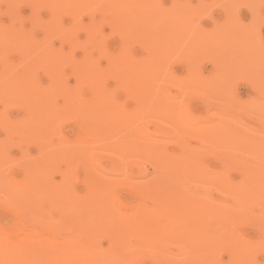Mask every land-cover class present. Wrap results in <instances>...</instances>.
<instances>
[{"label":"rangeland","instance_id":"obj_1","mask_svg":"<svg viewBox=\"0 0 264 264\" xmlns=\"http://www.w3.org/2000/svg\"><path fill=\"white\" fill-rule=\"evenodd\" d=\"M52 2L0 0V24H22L37 38H43L46 28L35 20L49 19ZM156 4L152 12L133 5L120 12L95 3L83 5L75 12L63 10L60 13L63 26L77 22L81 27L74 33L50 32L47 39L48 46L74 54V60L92 55L104 72L111 65L108 52L119 50L123 34L136 58L154 53L151 42L161 32V25L146 21V14L166 18L176 5V22L168 26L176 32V56L166 57L165 74L158 88L160 93L168 89L176 96V123L170 120V114L163 113L148 117L146 112L144 121L155 133L153 136L158 130L176 129V135L168 142L169 151L182 150L195 163L191 167L185 164L174 172L151 158H142L144 162L141 159L138 163L135 154L123 155L122 163L133 178L129 185L116 188L110 202L127 224L116 225L105 216L86 219L83 228L90 229L92 238L105 249L111 235L121 234L126 248L133 252L134 264H264V0H156ZM92 21L97 22L98 38L105 43L106 50L89 38L88 25ZM17 57L18 51L5 52L0 42V64ZM63 71L70 87L78 83V73L71 64H66ZM34 77L40 84L49 81V74L41 68ZM102 77L106 90L123 101L127 109L136 106L137 99L126 95L127 88L117 82L115 73L107 72ZM85 89L84 95L92 94ZM74 99L58 96L56 108L73 107ZM20 104H9L6 116H24L28 110ZM3 107L4 100L0 97V109ZM85 132L80 122L65 117L47 144L32 139L0 142L3 144L0 154L5 155L3 159L0 157L3 240L22 238L21 231L10 229L14 221L48 235L70 233L69 229L50 221H37L27 213L38 201L20 197L12 182L13 177H22L28 171V163L38 154L51 149L68 150L48 164L50 186H41L40 203L52 214L63 210L74 222L86 218L84 208L71 202L65 206L62 198L53 197L46 187L71 190L73 194L68 197L72 200L89 189L88 176L92 170L108 180L123 177L125 173L113 174L119 169L115 148L107 139L81 143V134ZM5 135L6 128L0 125V140ZM82 147L87 149L86 155ZM83 156H88V162L82 161ZM99 157L101 166L93 165L92 159ZM70 170L72 175L66 182L63 174ZM152 176L158 177L157 186L163 189L162 201L176 206L178 217L185 220L192 236L152 237L154 226L144 221L134 224L133 220L138 218L132 207L138 203L139 194L132 188ZM133 180L138 184L132 183ZM147 203L154 205L152 200Z\"/></svg>","mask_w":264,"mask_h":264},{"label":"bare ground","instance_id":"obj_2","mask_svg":"<svg viewBox=\"0 0 264 264\" xmlns=\"http://www.w3.org/2000/svg\"><path fill=\"white\" fill-rule=\"evenodd\" d=\"M52 1L54 2H52L53 12L49 19L35 20V23H41L46 28V35L43 38H37L29 28L22 24H0V42L4 51L14 49L19 53V57L0 64V97L4 100V107L0 109V125L6 128V135L0 142L7 144L32 139L47 144L50 136L60 126L62 118L71 117L86 129V132L81 134V143L90 144L105 139L109 141L111 147L116 150L114 158L117 162L119 161L118 172L113 174L125 173L126 175L112 177L110 181L107 176L92 170L94 173L90 171V176H88L91 179L89 189L85 194L72 200L68 197V194H73L71 190L69 192L65 188L46 187L53 197H61L65 206L71 202L75 206L84 208L86 218L82 222H74L63 210L52 214L46 212L44 205L40 203L43 200L41 186L50 184L48 164L61 157V154L65 155L68 150L65 152V150L58 149L55 152L51 149L46 153L38 154L28 163V171L22 177H13L12 182L18 189L20 197L38 201L33 206V210H28L27 213L37 221H50L63 229H69L70 233L48 235L40 233L41 230L39 232L37 228L32 229L14 221L10 229L21 231L22 238L19 241H14L16 239L12 238L3 240L4 236L1 233L5 228L0 225L2 236H0V264H134L133 252L126 248L125 239L121 234L110 236L107 251L101 244L95 242L91 230L83 226L86 219L98 220L105 216L113 220L116 225L127 224V220L120 217L118 209L114 208L110 202L116 188L129 185V181L133 178L122 163L123 155L135 154L138 156V163L142 158H151L153 162L156 161V164H166L174 172L185 164L191 167L195 163L190 154L182 150L180 152L169 151L168 142L176 135V129L173 131L158 130L153 136L155 133L146 127L147 122L144 121L147 112L148 117H155L159 113L170 114V120L176 123V96L168 89L162 93L158 92L161 85L160 80L167 66L166 57L175 58L176 56V32L168 27L172 21L176 22V5L171 7L166 18L158 16L153 18L152 14H146V21L149 23L156 21L161 25V32L153 39L154 42H151L155 49L154 53L150 52L141 58H136L128 49V39L123 34L119 50L114 53L108 52L111 65L103 72L92 55H88L84 60H74V54H67L48 46L47 39L50 32L74 33L81 27L77 22L68 27L63 26L61 11L75 12L83 5L95 3L101 8L110 6L113 10L119 9L120 12L126 9L127 5L152 12L157 5L156 0ZM88 29L90 40L93 43L97 42L98 47L106 50L105 43L98 38L97 22L92 21ZM117 29L121 31L119 26ZM66 64H71L72 69L78 73L79 81L77 80L78 83L73 87H70L64 80L63 67ZM40 68L49 74V81L46 84H43L44 82L40 84L35 80L34 74ZM107 72L115 73L117 82L127 88L126 95L137 99V103L134 101L136 106L133 109L129 106L127 109L123 101H119L114 94L106 90L102 76ZM85 88L92 94L84 95ZM147 91H151V95L146 94ZM58 96L63 97L64 100L76 98L73 100L76 104L73 107L68 106L58 110L56 108ZM15 102L25 105L28 110L27 115L24 114L21 118L6 116L7 106ZM0 145L3 144L0 143ZM82 149L85 154L87 149L84 147ZM0 157L3 159L5 155L1 153ZM87 158L88 156H83L82 161L88 162ZM145 159H142L143 162ZM92 164L101 166V158L92 159ZM70 175H72L71 170L64 173L62 179L68 182ZM146 178V181L140 182L136 188L135 184L132 188L134 192L138 190L137 194H139L138 203L132 207L138 218L137 221L133 220L134 224H141L144 221L154 226L151 231L152 237L192 236L193 233L186 228L185 220L178 217L176 206L162 201L165 195H161L163 189L157 186L158 177L153 179L152 176L150 180ZM132 183H137V181L133 180ZM149 200H152L154 205L148 204Z\"/></svg>","mask_w":264,"mask_h":264}]
</instances>
